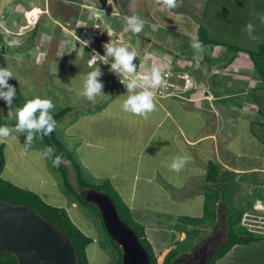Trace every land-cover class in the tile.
Returning a JSON list of instances; mask_svg holds the SVG:
<instances>
[{"label":"crops","instance_id":"crops-1","mask_svg":"<svg viewBox=\"0 0 264 264\" xmlns=\"http://www.w3.org/2000/svg\"><path fill=\"white\" fill-rule=\"evenodd\" d=\"M84 1L18 0L11 3L15 16L11 21L0 22V29L2 30L0 32V58L3 66L21 64L25 54L17 53L12 48H18L20 44H23L22 39H25L24 47L32 45L29 53L33 57L36 70H40L41 67L46 68L45 76L52 79L54 86L64 87L80 95L83 86L82 77L88 73L84 70L88 66L85 64L86 56L77 55L79 64L70 68L71 62L69 60L71 57L69 59L67 57L73 48V40L67 47L61 48L58 45V40L64 39L61 36V32H63L61 25L66 24L67 17H49L50 23L53 24L51 29L46 28V30L38 26V18L31 21L29 26H26L29 20L25 18L28 16L27 13L31 14L30 11L32 10L36 9L48 15L49 11L60 9L59 6L64 5L63 7L71 8L73 15H76L74 20L81 21L88 13H92L91 9L99 11L87 6ZM131 1L133 2V0ZM107 5L108 1L105 7ZM131 8V11H136L134 7ZM56 20L64 22L59 23ZM74 20L72 21L74 22ZM192 21L194 22V20ZM55 23L58 24L55 26ZM42 25L41 23L40 26ZM34 26H38V30L36 29L35 36L31 38ZM63 26L65 30L66 25ZM21 27L27 31L25 35L17 34V44L16 38L13 40L4 36L7 31H17ZM125 29L127 28L125 27ZM42 31L45 34H41ZM39 36L43 38L40 41L44 40L46 44H50L52 41L58 45L60 51L57 56H53L51 60L48 58L38 62L35 60L37 54L35 39ZM54 37L55 39H53ZM27 38L28 40H26ZM215 46L221 47L219 44ZM222 49L224 48L217 52L222 56H218V54L216 58L214 55V58L212 56L210 58L211 62H204L202 68L204 70L198 75L202 80L201 87L199 82L196 85V89L197 87L200 88H198V92L196 89H192L183 98L154 95L156 110L148 114L147 119L123 111L122 101L128 95L127 88L119 86L117 82H114L115 86L112 85L113 83L109 78H112L110 76L114 72L108 68L109 71H101L102 74L97 77V80L102 84L100 97L96 98L95 102L86 100V103L92 107L83 111L79 109L77 114H74L73 108L68 107L69 110L57 121L55 129L57 135L59 134L60 138H74L70 147L73 148L72 152H74L76 159L94 179L109 180L131 210L134 220L144 227L145 235L151 245L155 243L158 232L175 231L179 233V240L184 238L183 218L203 216L205 197L209 193L211 194V202L217 195L215 197L214 219L216 221L219 216V207L224 203L227 208L230 206L231 197L229 193L227 195L223 193L229 177L232 176L233 180L237 176L247 179L248 177L245 175L262 170L254 165L239 166L237 164L243 157L250 158L253 155L252 152L256 149L253 147L261 143L257 138H264L259 135L260 131L254 128V124H258L261 127L260 134L264 135V114H261V109L257 110L253 101L254 90L261 87L262 84L254 75L250 59L242 58L236 54L231 61H228L232 52ZM68 52L69 54H67ZM62 54L66 56V61L69 63H63L65 59L60 56ZM217 60L226 65L222 71L215 68L214 65L209 69L208 63L211 64ZM50 61L55 63H50ZM100 64L106 66L105 63L97 62L93 68ZM236 64L239 69L230 71L236 67ZM81 65H83V69H79ZM54 68L57 74L52 72ZM184 68L190 69L188 66ZM227 68L229 71L224 70ZM36 73L38 72L36 71ZM191 76L194 79L196 77L193 73ZM204 79H209V84L204 82ZM9 80L14 84L15 79L13 77H10ZM142 90L144 89L141 87L136 88V91ZM250 93L252 98L248 100L249 96L247 95ZM81 100L83 101V96H81ZM99 100L103 103H99ZM16 107H19L18 103L13 105V110ZM0 110L5 113V116L8 114L3 99H0ZM0 125L11 127L14 126V123L1 122L0 120ZM25 138V134H20L18 139L12 136L0 142L4 145L5 156V166L1 176L21 188L35 191L41 197V192L45 191L42 187L36 186L35 183H28L24 177H18L28 174L21 171L23 168L29 171L31 178L35 172L41 175L40 178L44 179L43 181L49 177L44 172L45 168L41 167L42 161L34 159V154L37 152L33 148H23ZM185 154L191 157L185 168L180 173L172 171L168 167L172 158ZM232 157L233 161L230 159ZM209 165H216V168L211 169L212 167L209 168ZM214 172L217 174L215 180L212 178ZM37 174L35 173V175ZM193 182L197 183L198 187L191 194L173 196L171 192L168 193L170 187L179 191L184 186H191ZM73 204L75 203L72 202L70 205ZM56 206L64 205L58 204ZM225 215L227 216V211ZM166 216H171V223L163 226L162 219ZM88 235L91 237L90 234ZM92 239L93 241L87 247L91 244L95 245L97 242L94 237ZM175 246L176 243H172V239H170L164 242L161 250L155 251L153 249L158 258L161 259L160 264L168 251ZM95 248L96 250L93 248V260L99 261L96 254L101 252V249L100 247V250ZM88 249L86 248V252Z\"/></svg>","mask_w":264,"mask_h":264},{"label":"rangeland","instance_id":"rangeland-1","mask_svg":"<svg viewBox=\"0 0 264 264\" xmlns=\"http://www.w3.org/2000/svg\"><path fill=\"white\" fill-rule=\"evenodd\" d=\"M15 1L18 0H0V20H1L0 22L2 21L6 22L8 20L11 21V19H13L15 15H14V10L11 7V3H14ZM122 1L123 0H116V2H119V4ZM113 3L114 1L111 0V4L108 3L107 7H105L103 10H99L98 12L91 9L92 13H88V15L86 16V23L83 21H78V22L76 21V24L78 25L85 24L86 28H89L90 24L88 23V21L90 19L88 18L92 17V18H96L98 22L102 26H104L107 30L111 31L112 29L113 30L116 29L114 27L115 25H119V23L120 24L123 23L124 25L122 29L120 28L121 29L120 32L122 31L124 32L123 34L129 35L126 37V39L132 43V48H135L137 50L139 49L138 52H140L142 55H145V58H152L155 61L159 62L160 64L172 68L173 67L184 68L188 66V68H190L191 70L189 69L187 71L190 72L191 74L193 73V75L194 74L196 75V77L194 76L195 87L193 88V90L196 89V85L198 82L201 87L202 80L201 78L198 77V75H200L201 71L204 70L202 68L205 62L203 61V57L205 55H207L209 58H211V56L212 58H214L213 56L216 55L217 58V55L219 54L217 52L221 48H224L222 50H229V52L231 51V49H228L229 47H240L244 49L255 50L260 44L264 43V21L261 20V16H264V0H207L205 15L202 18V24L206 28L205 29L206 32L204 33V36H207L208 38L213 40L220 41V43H222L223 45L221 47H217L209 43L206 44L203 43L204 51L202 53L197 52L199 50H194L191 47L190 38L192 35L194 34L196 35L198 26L189 17L185 16L184 13L177 14V12L173 11L174 13L172 14L168 10L161 11L160 10L161 5L157 4L156 0H135V9L137 11V14L138 16L143 18L146 21V23L141 33L132 34L130 31L125 29L126 27V22L124 19L125 17L123 18L118 16L119 14L114 10ZM63 6H59L61 7L60 8L61 10L57 9V10L49 11L48 15L46 13L43 14L42 12L36 9L34 11L32 10L34 13L30 11L31 14L27 13L28 16L27 18H25L26 20H29L26 26H29L31 24V21L33 20L35 21L38 18L39 20L38 26L41 29L42 28H44V30H46V28L51 29L53 23H50L51 19L49 17H53V16L63 17V18L65 16L67 17L66 24L69 23L70 25H73L72 20L75 19L74 18L75 14L73 15L71 8H66L67 6L66 7ZM115 16H117L118 18L117 17L115 18ZM119 18L120 20H118ZM110 19L115 20V22L112 23ZM60 22H64V21H59V23ZM41 23L43 24L42 26H40ZM248 23H252L255 26V31L252 33V35L258 37V39L252 40L249 37L247 31L245 30L246 25ZM57 24L58 23H55V26ZM22 28L23 27L19 28L17 31L10 29L12 31H7L6 33H4V36L13 39L16 38L17 34L19 33L25 35L27 29H22ZM2 29L4 28L2 27ZM1 31L2 30L0 29V32ZM40 33L45 34L44 31ZM40 39L43 38H40L39 36L36 37L35 39L37 42V54L35 56V60L37 62L41 61V59L43 58L41 56L46 55L44 59L48 58V60H51L53 56L58 55L60 51L58 47L59 44L56 45L55 43H52V41L50 44L48 43L46 44L44 40L39 41ZM53 39H55V37ZM22 40L24 44L25 39ZM26 40H28V38ZM200 40H201V36H200ZM15 42H18L17 38ZM68 42H66V44ZM23 44H20L18 48H16L15 46H14L15 48H12V50L15 49L17 53L25 54V56H23L22 58L23 61L21 62V64L20 63L15 64L16 66L14 64L7 65V67L11 69V71L14 73L16 77V78L13 77L16 82V83L14 82V84H12L10 80H8L9 84L16 87V97L13 101V105L14 104L16 105L18 103V106L20 107L23 105V103L26 100L31 99L35 96H40L42 98L47 97L52 100L53 104L55 105L53 109V113L63 108L71 107L74 109V114H77L79 113V109L83 111L88 107H92L91 105L86 103L87 100L86 98L83 97V101H82L81 95H77L76 92L70 91L64 87L59 88V86H54L52 79H49V76L48 78L45 76L46 68L41 67L40 70H36L32 60L33 57H31L29 53L30 50L32 49L30 48L32 45L31 46L29 45V47H24ZM82 44L83 43H81V45ZM81 45L73 44V48L71 49V51L72 50L74 51L72 52L69 51L70 55L67 58L69 59L71 57L69 60V62H71L70 68H72L71 66H77L79 64L77 55H81L82 57L87 55V57H89L90 53H92V51L90 50L88 53L87 50H84V48H82ZM69 52L67 54H69ZM236 54L240 55L242 58H246L249 60L248 56L243 52H237ZM236 54L234 56H236ZM60 56H62L63 59H65L63 63L68 62L66 61V56H63V54ZM218 56H222V55L219 54ZM52 61H50V63H55ZM85 64L87 65L86 61ZM93 66L89 68H87L88 67L87 66L86 69H84L85 72L92 71ZM0 67H4L1 58H0ZM97 67H99L101 71H109L108 67L103 66L102 64L98 65ZM214 67L222 71L223 68L226 67V65H223L221 62H215ZM233 68L234 69H230V71L233 70L236 71V68L239 69L237 64L236 67ZM79 69H83V65H81V68ZM214 70L216 71V69ZM219 70H217V72H220ZM224 70L229 71L228 68ZM36 71L38 73H36ZM55 74H57V71H55ZM110 77H112L109 78L113 83L112 85L115 86L114 83L116 82L115 74H113ZM75 80L77 79L75 78ZM204 82L209 84L210 80L204 79ZM211 82H213V79H211ZM198 88L199 87H197L196 89L197 92L200 89ZM247 96H249L248 100H251L252 98L251 93L248 94ZM99 101H100L99 103H103V101L101 100ZM6 107L9 111V107L7 105ZM262 107H264V105H262ZM1 113L2 112L0 110V114ZM0 120L1 122L15 124V119L13 117L8 116V114L5 116V113H2L0 115ZM254 126H255L254 128L257 131H260L261 133V127L258 124H254ZM260 133L259 135L264 137V135ZM57 137L62 143L63 147L65 148L70 147L71 144L74 142L73 141L74 138H60L59 134L57 135ZM257 139H259L261 143L253 147L256 148L255 151L252 152L253 155L250 158L243 157L241 160L237 162V164L239 166L254 165L256 168H260L262 170L256 173H250L245 175L248 177L247 179L245 177L240 178V176H237L233 180L232 176L229 177V181H227V183L224 186V193L226 195L229 193V196L231 197V200L229 201L230 204L229 208H227L225 203L222 204V206L219 207V216L214 223H208L205 225H198V226L191 225V227H189V225H184L183 228L185 229L184 230L185 237L182 238L181 240H179V233L175 231L158 232L156 234L157 236L155 237V243L152 245L155 251L161 250V247L164 244V242L172 239V243L173 242L174 244L176 243L175 247L179 249L178 255L174 259V262L176 264H179L181 261H183L184 262V263L182 262L183 264H192L191 257L193 256V252L199 250L204 244H206V242H208V240L210 239V236H213L214 232H220L222 235L220 239V243L214 244L213 247L210 249V251L214 252L215 248L223 242L226 236V232H227V223H226L227 216L225 215L226 211L227 210L234 211L235 209L241 207V205H243V203L248 199V197L253 195L252 194L253 188L261 187L262 189H264V172H262L264 171V165H263L264 138H257ZM24 147H26L27 149L33 148V150L37 152L34 154L35 155L34 159L37 161L39 160L42 161L41 167L45 168L44 172L49 177L47 178V180L43 181L44 179L40 178L41 175H38L37 172H35L37 175H35L34 173L32 179L29 176V171H27V169L25 168L21 169V171L28 174H24L25 176H18V177L20 178L24 177L28 180V183H33V184L35 183L36 186L42 187L45 191L41 192V198L45 202L52 205H58V204L64 205L62 207L66 208L67 213L70 219L72 220V222L83 233L85 234L87 233L86 235L90 234L92 238L94 237V239H96L97 242L95 243V245L91 244L90 246L86 247L89 248L86 254H87L88 262H90V264H114L115 256L118 255V252L113 249V245L111 244L110 240L107 238L104 229L102 227L100 218L88 207L77 206L75 202H74L75 204L72 205L74 207H72L68 203L67 199L70 200L71 198H73V196L72 194L65 195L63 190V183L61 180L62 176L58 171H56L53 168L52 169L50 168V166L48 165V159H47L48 157H45L43 155V152L45 150L36 142V139L33 141L31 145L23 144V148ZM68 149L73 151L72 147ZM74 155L75 154L73 152L72 157ZM230 159H232L233 161V157ZM61 160H62L61 165L67 170L69 182L73 185V187L78 193L82 192V190L80 189L78 190L77 188L76 180H75L76 171L74 167L71 165V162L69 160L65 161L62 158ZM83 171L85 176L88 177L91 183L99 182L98 181L99 179L97 180L94 179L86 168L83 167ZM197 187L198 184L193 182L191 186H184L179 191L173 190L170 187L168 189V193L171 192L173 196H177V195L182 196L183 194H188V193L191 194L194 190H196ZM191 188H193V190H191ZM179 209H181V207H179ZM170 218L171 216H166L164 219H162L163 226L171 223ZM103 245L105 246L103 247ZM95 247H97L98 249L100 247L101 249V250L99 249L101 252L96 254L97 256L96 258H98L100 262L93 260V256H94L93 248L96 250ZM229 254L230 256L229 258H227ZM224 259L227 260L225 262L222 261V264H226L227 262H228L227 264H264V237H260V239H258L257 241H254L247 245L235 246L224 257ZM159 262H161V259H159L157 255V263L160 264Z\"/></svg>","mask_w":264,"mask_h":264},{"label":"trees","instance_id":"trees-1","mask_svg":"<svg viewBox=\"0 0 264 264\" xmlns=\"http://www.w3.org/2000/svg\"><path fill=\"white\" fill-rule=\"evenodd\" d=\"M108 0H85L84 4L90 6L96 10H103L107 4ZM114 1V10L119 14L118 16L127 17L132 15H138L137 11H131V7L135 9V0L133 2L131 0H123L122 2ZM206 2L207 0H182V4L180 7L168 10L170 12H177V13H184L190 17V19L194 20L196 24H198V31L197 34L202 43L212 44V45H223L220 41L213 40L204 36L206 32V28L202 24V18L205 15L206 11ZM89 9V8H88ZM136 10V9H135ZM76 16V15H75ZM86 18L85 16L82 18ZM120 19V18H119ZM98 21V20H97ZM78 22V20H77ZM114 23L115 20H112ZM88 23L90 27L93 25V20H89ZM70 25L69 23L66 24V28L69 30L66 39L69 40L67 46L70 45V42L73 40L72 33L79 34L81 33V25L76 24V20ZM70 25V26H69ZM123 23H119V25H115V31H120L123 28ZM121 28V29H120ZM37 26H34L32 29L31 38L35 35ZM38 30V29H37ZM127 35V34H126ZM129 36V35H127ZM203 36V38H202ZM131 38V37H130ZM204 40V41H203ZM67 41V40H66ZM81 45V44H77ZM225 45V44H224ZM82 48H86L87 52L89 53V49L81 45ZM79 48V47H78ZM231 49V55L228 57V61H231L234 58V55L237 52L245 53L250 62L253 66L254 75L261 81V87H258L253 92V101L257 106V110L261 111V114H264V43L260 44L255 50L244 49L240 47H229ZM74 51V50H73ZM87 57V55H86ZM86 59V58H85ZM203 61L211 62L210 58L205 55L203 57ZM217 60L215 62H218ZM215 62L211 64L208 63L209 69ZM119 86L122 87L121 84ZM120 88V87H119ZM69 110V108H63L55 113H53L54 119L56 122ZM36 142L44 148V150L48 146H53L55 148V155H59L63 160H69L71 165L74 167L76 171L75 180L78 190H82V192H77L73 185L68 180L67 170L60 164L59 166H54L53 158L48 157V165L50 168L55 169L60 173L62 176V183H63V190L65 195L72 194L73 198L68 200V203L71 204L75 202L77 206H85L90 208L101 220V216L97 210V207L84 199V193L87 188H95L98 191L105 192L107 195L111 197L113 202L115 203L118 213L121 218L130 225L136 232L140 243L144 246L147 250L149 255V264H158L157 263V254L152 248V245L148 241L144 227L138 223L131 215V210L128 206L124 203L122 198L120 197L119 193L113 188L110 184L108 179H99L97 183H91L88 177L85 176L83 171V166L79 163L76 159L75 155L72 157L73 152L68 149L67 147H63L62 143L57 137V133L55 130L49 135L45 136L42 139L37 135ZM4 145L0 144V199L9 204H23L28 206L30 209L35 211L37 214L42 216L43 218L51 221L56 227H58L69 239L75 253V264H89L86 254V247L89 245L93 239L83 233L70 219L67 210L65 207L56 206L45 202L37 193L21 188L7 180H5L1 173L5 166V156L3 152ZM71 151V152H70ZM215 169L216 165H209V168ZM216 173L212 176L213 180L216 179ZM97 180V179H96ZM263 190L261 187H256L253 190L254 194H259V192ZM224 193V192H223ZM82 194V195H81ZM225 194V193H224ZM211 194H207L205 197V202L203 206V216L199 218H183L184 225H205L208 223H214L215 219V197L214 201H210ZM248 202H244L241 207L235 209L234 211L227 210V232L223 242L220 244L218 249L210 256L207 260L206 264H222V261L225 262L227 259L224 257L237 245H247L254 241L260 239V237L253 236L248 234L239 224L240 216L242 213L243 208ZM229 208V206H228ZM102 227L107 238L110 240L111 244L113 245V249L118 252V255L115 256V263L114 264H121V248L118 244H116L111 237L107 234L104 224L101 220ZM105 245H103L104 247ZM179 249L177 247L172 248L168 251V253L164 256V259L161 264H176L174 259L178 255ZM230 254L227 258H229ZM228 263V262H227ZM226 263V264H227ZM0 264H17L16 257L10 252H0Z\"/></svg>","mask_w":264,"mask_h":264},{"label":"clouds","instance_id":"clouds-1","mask_svg":"<svg viewBox=\"0 0 264 264\" xmlns=\"http://www.w3.org/2000/svg\"><path fill=\"white\" fill-rule=\"evenodd\" d=\"M108 3L111 4V0H108ZM156 3L161 5L160 10L163 11L180 7L182 0H156ZM124 19L127 30L132 34L141 33L146 23L143 18L135 14L127 16ZM261 20L264 21V16H261ZM245 30L252 40L258 39V37L252 35L255 31V26L252 23H248ZM109 36L111 37L110 34ZM190 39L191 47L194 50H199L197 52L202 53L204 46L202 41L199 40L198 35L194 34ZM104 48L106 54L104 56H100L98 53L95 54L89 61V66L92 67L95 65L97 59L103 63H108V57L113 58L111 70L121 74L123 77L121 83L126 82L128 91V95L122 101L123 111L147 119L148 114L156 110L154 90L162 85V68L154 64L149 73L138 77L136 75V65L133 63L134 58L139 55L137 49L133 48V50L129 51L128 43H118L112 40L106 43ZM52 72H55V68ZM101 74L100 68L95 67L82 77L83 86L80 91L81 96L94 102L97 97H100L102 84L97 80V77ZM10 77L16 78L11 69L8 67H0V99H3L9 107L8 116L15 119L14 126L0 125V142L12 136L18 139L20 134H25L26 139L24 144L31 145L37 135L42 139L45 136H49L56 129L57 122L53 116L55 105L50 98L35 96L26 100L22 106L16 107L13 110L16 87L8 83ZM138 86L143 87L144 90L136 91ZM43 155L45 157H54V166H59L62 162L61 157L55 155V148L53 146H48L43 152ZM190 160L191 157L187 154L174 156L168 167L172 171L180 173Z\"/></svg>","mask_w":264,"mask_h":264},{"label":"water","instance_id":"water-1","mask_svg":"<svg viewBox=\"0 0 264 264\" xmlns=\"http://www.w3.org/2000/svg\"><path fill=\"white\" fill-rule=\"evenodd\" d=\"M84 199L95 205L107 234L121 248V264H149V255L135 230L119 215L111 197L87 188ZM0 252H10L17 264H75L68 237L28 206L0 199ZM210 251L201 264H206Z\"/></svg>","mask_w":264,"mask_h":264},{"label":"built area","instance_id":"built-area-1","mask_svg":"<svg viewBox=\"0 0 264 264\" xmlns=\"http://www.w3.org/2000/svg\"><path fill=\"white\" fill-rule=\"evenodd\" d=\"M88 19L93 20L94 22L91 28H86L85 24H82L81 33L79 34L72 33L73 44L77 45L83 43L82 45L86 46L90 51H92L89 57L86 58V62L88 66H89V61L92 59V57L95 54L98 53L100 56H104L106 54L104 45L108 43L110 40L118 43L126 42L129 44V51L133 50L132 43L126 39L127 35L123 34L124 32L122 31L118 32L113 29L109 31L104 26H102L97 21L96 18L90 17ZM81 21L86 23V18L82 19ZM61 27L63 32L61 31L60 32L62 33L61 36L64 39L59 40L58 43L61 47H65V46L67 47L66 37L68 35L69 30L67 28L64 30L63 25H61ZM109 34L111 35V37L109 36ZM99 61L100 60L97 59L96 63ZM112 62H113V58L108 57V63H106V66L110 69ZM133 63L136 65V75L138 77L149 73L151 67L154 64L162 68V76H163L162 85L154 90L155 95L157 96L183 98L185 97V94L187 92H189L195 87L194 78L191 76V73L188 72L183 67L182 68L167 67L165 65L160 64L159 62L155 61L152 58H145V55H142L140 52L139 55L136 58H134ZM112 71L116 76L115 77L116 82L118 84H121L122 87H126V82L121 83V80L123 79L121 74L114 70ZM252 194H253L252 196L248 197L247 199L248 203L245 205V207L242 210L239 224L242 227V229H244L248 234H251L256 237H264V189L261 190L257 195L254 194L253 192Z\"/></svg>","mask_w":264,"mask_h":264},{"label":"flooded vegetation","instance_id":"flooded-vegetation-1","mask_svg":"<svg viewBox=\"0 0 264 264\" xmlns=\"http://www.w3.org/2000/svg\"><path fill=\"white\" fill-rule=\"evenodd\" d=\"M221 236L222 235L220 232H214L213 236H210V239L208 240V242H206V244H204L199 250L194 251L193 256L191 257L192 264H201V262L204 260V257L208 254V252H210V249L213 247V245L216 243H220ZM219 245L215 248L214 252L218 249ZM214 252H212L211 255ZM208 259L209 257L207 258V260ZM182 262L183 261H181L179 264L184 263Z\"/></svg>","mask_w":264,"mask_h":264}]
</instances>
